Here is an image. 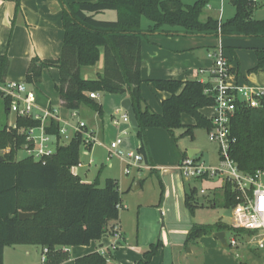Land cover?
Listing matches in <instances>:
<instances>
[{
	"label": "trees",
	"instance_id": "obj_1",
	"mask_svg": "<svg viewBox=\"0 0 264 264\" xmlns=\"http://www.w3.org/2000/svg\"><path fill=\"white\" fill-rule=\"evenodd\" d=\"M14 1L18 10L21 0ZM208 3L209 0L193 3L182 0H83L67 3L62 16L65 37L60 57L32 58L26 81L29 85H36L41 82L44 69L57 67L59 82L56 88L62 106L78 111L86 105L99 115L103 114L102 106L89 96L90 92L128 94L140 126L136 133L141 141L138 151L148 162L146 130L162 128L173 134L175 129L186 127L185 135H193L197 127L209 130L212 122L202 109L215 103V94L206 91L212 86L210 82L198 79H153L148 80L153 88L168 91L171 95L161 101L160 113L147 104L143 106V18L151 21L147 28L149 33L168 26L180 28L188 34L264 36V18L254 17L259 4L255 6L252 0H231L235 7L232 17L220 20L209 16L203 20L201 16ZM104 11H115L116 19L96 17ZM102 55L104 72L95 79L83 78L82 67L97 64ZM257 56L258 63L253 71L264 67V49H258ZM8 68L7 53L0 54V85L6 81ZM0 97L9 110L10 98L1 90ZM185 113L195 119L194 124L183 123ZM40 123L33 117H18L17 128L9 129L7 125L0 129V150L10 149L1 154L0 161V264H3L4 247L13 244L42 245L47 249L44 263L61 264L70 257L64 247L89 245L93 240H100L108 231L109 222L119 218L122 196L117 179L107 178L104 185H100L99 178L84 182L72 171L81 160L82 133H76L68 144L59 145L45 160L27 155L15 160V153L26 141L19 128L39 126ZM48 123L46 133L59 135L60 121L50 118ZM231 133L235 142L231 145L230 155L240 170L248 174L264 170V101L258 108H238L231 120ZM198 194L196 187L186 192L185 205L191 213L202 206ZM238 202L237 192L230 182L225 181L220 199L211 205L229 209ZM21 211L34 212V215L20 220ZM228 230L248 236L254 233L221 221L196 224L188 232L186 243ZM162 247L160 239L151 243L143 258L135 264H150ZM75 264L113 263L99 252H93L77 258ZM239 264L249 263L241 260Z\"/></svg>",
	"mask_w": 264,
	"mask_h": 264
},
{
	"label": "crops",
	"instance_id": "obj_2",
	"mask_svg": "<svg viewBox=\"0 0 264 264\" xmlns=\"http://www.w3.org/2000/svg\"><path fill=\"white\" fill-rule=\"evenodd\" d=\"M75 1L83 0H21L20 8L17 10L16 2L14 0H0V54L7 53L9 57V68L6 81L16 80L27 82V70L32 58L34 57H39L41 59H57L60 57L65 37L62 19L63 11L66 8L67 3ZM226 1H229L231 3V0H209V3L205 7L204 13L202 14L201 18L203 20H206L209 16H212L217 19H225L223 17V13ZM259 7L260 5L256 7L254 11V17ZM234 14L235 9L233 15ZM233 15H231V17ZM96 17L99 19L114 20L116 19L117 14L114 11H104L102 13L96 14ZM149 25H143L141 30V75L144 80L141 85V92L145 100L143 106L147 104L152 110L160 113L162 111L161 101L170 97L171 95L168 91L153 88L152 84L149 83L148 80L198 79L202 82H211L212 77L210 69L214 65L213 53L217 50V48L221 47L224 55L226 56L224 50L225 45L230 47L233 52L240 58L237 67L233 64L230 58L226 56L233 68L234 77L231 81L236 84L264 86V67L257 72H249V69L255 66L256 63H258V56L254 53L257 52L258 49H264V38H259V40H255L254 43L246 42V44H248L247 46H250V48H254V51L246 54L247 56H242L237 54V51L239 50L235 51V49L238 47L239 49L242 48L239 45L241 43L240 41H250V37L255 36L231 35L227 36V38L224 39V37L222 36L209 35L205 33L188 34L180 28L168 26L164 27L162 30L149 33L147 31ZM245 58L247 59V61H245ZM84 68H95V70L89 72L88 75L84 76L86 79H95L99 77V75L104 72L103 55L97 62V64L93 66L82 67L81 73ZM58 82L59 69L57 67H50L43 70L42 80L40 83L36 85H29L33 89H37L38 86H41V88L43 89L42 95L36 91V93H38L36 111L40 112L41 110L49 107H56L59 109L60 114L64 120L73 123L71 118V111L62 106V101L56 88V84ZM97 95L98 96L97 98H95V100L102 106V115H99L97 111H94V116H91V114L87 112L88 110H90V108L86 105H82L78 110V113L79 116H82V120L86 122L88 129H90L96 135V137L101 141L102 144H97L93 147L94 154L92 150V155L95 159V163L93 165H85L78 168L77 173L84 182H92L96 178H99L100 185H104L107 178H115L119 183V190H121L120 175L116 176L108 173L104 180L101 176L104 167L107 166L108 169H112V167L114 168L116 164L112 163V167L108 165L105 166V163L101 158L98 166L96 160L100 158V149H106V146L109 144V142L117 135H119L121 129L126 126L125 124L117 125L114 123V120L119 118L118 110L122 109V100L129 96L128 94H113L103 91L97 92ZM62 108L66 109L67 112L64 113L62 111ZM210 108L211 107L208 106L202 109V112L208 118L214 115V112L212 114H209L207 112V110ZM86 115L89 116L88 119H84V116ZM15 120L16 116H14L13 120L10 119L8 124H13ZM183 122L185 123L184 120ZM154 129L159 128H148L146 130V135L149 136V138L150 136H153L155 133H157L154 132L156 131ZM125 145L127 148L138 150L141 145V141L138 136H135V138H133L129 134L125 137ZM153 149L154 148H152V146L151 148L149 146V161H146L150 164L151 160L152 164L150 165L153 166L151 169L152 173L153 171L155 173H159L158 171L163 170L165 171L163 172L164 174H170L171 182H173V171L167 172V170L170 169L169 167L166 168L164 166L158 165L157 162H160V159H158L157 151H153ZM8 151L9 149L0 150V156L1 154H4ZM187 155L189 154L187 153ZM183 158L184 153L182 159ZM81 160L87 163L89 160V156L81 155ZM118 162H120V167L124 169V166L126 164L120 159ZM174 170L179 169L176 166V169ZM197 179L210 184L208 186L209 188L207 187V189H198L197 186H193L198 189L199 197L204 198V203L202 205L205 204L207 200L206 197L210 194L211 188L223 189L224 186L223 181L221 183H218L215 181V178H208L206 180L203 178ZM160 186V201L157 206L161 208V215L166 216L168 221L173 224V228L170 230L167 229L168 231L165 232L163 228H166V223H163L162 229L158 233V239L163 242V247L159 250V253L156 256H158L161 252L162 254H164L165 247H167L168 244L171 243V236L169 231L172 234L176 232L182 234L186 242L188 232L194 225H196L194 224L191 226L188 223H183L184 218L186 219L188 217L183 208H187L185 205V195L188 190L183 189V191L181 192L180 186L177 185L175 189L174 186H172L171 188L168 182H163L162 179H160ZM191 188L192 187H190V189ZM202 189L206 191L205 195H201ZM171 204L172 208L174 204L177 219L181 220V222L178 221L177 224L173 222V216L170 215V212L172 211ZM200 206L201 205H199L197 208H199ZM226 210L227 209L222 208V211L224 212L223 217L220 216L217 221L230 224L231 222L229 223V221L226 220V217L231 218V216L225 215ZM190 214L192 216H195L194 213L190 212ZM115 226L119 227L122 234V239L118 241L119 245L116 249L110 250L111 258L109 262L113 264H135L136 261L142 259L143 253L149 248L148 245L141 244L138 241L136 244L129 242L130 237L128 236V234H125L124 230V227H126V225L123 224V221L119 214V218L117 220L109 222L108 231L104 233L103 237L100 240H93L89 245L64 247L65 250H68L70 257L61 264H75L77 258L93 252H98L101 246L105 247L110 244V242L115 241L116 239L113 236V229ZM215 233L216 232L211 235L215 236ZM211 235L202 236L193 243L199 244V240L203 241L204 238ZM153 236L154 237L152 238H154V241L151 243H155L158 240L155 233L153 234ZM217 241L216 246L221 247V245L218 244L220 243L219 240ZM38 246H41L43 250L46 249V247L37 244H13L5 246L3 254V264H6L7 249L15 256L21 251V247H26L22 249V251H24L26 255H29L33 251V249H38ZM155 257L153 258V260L155 259ZM247 257L248 260H250L249 257L254 260L257 258L255 253L247 255ZM261 257L264 262V254H262ZM153 260L151 261V263L153 262ZM240 261L241 259H239L237 263L239 264ZM242 261L248 262L249 264H262L257 263L258 261H255L256 263L246 260ZM13 262L14 264H16L15 260Z\"/></svg>",
	"mask_w": 264,
	"mask_h": 264
},
{
	"label": "rangeland",
	"instance_id": "obj_3",
	"mask_svg": "<svg viewBox=\"0 0 264 264\" xmlns=\"http://www.w3.org/2000/svg\"><path fill=\"white\" fill-rule=\"evenodd\" d=\"M183 1L187 3H193L195 0ZM259 5L260 7L255 13V18L261 19L264 18V0ZM234 9L235 7L232 5V3L226 1L223 17L225 19L230 18L231 15H233ZM150 23L151 21L149 19L145 17L143 18L142 26L149 25ZM225 38L227 37H224V39ZM259 38L264 37H250V41H240L241 43L239 45L242 48L239 49L238 47L235 49V51L239 50L237 51V54L247 56L246 54H248L249 52H253L254 48H250V46H247L248 44H246V42L254 43L255 40H259ZM224 50L226 56H228L233 64L238 67L240 58L233 52L230 47L226 45ZM254 54L257 55V52H255ZM245 61H247L246 58ZM256 65L257 63L255 64V66ZM255 66L250 68L249 72H257L252 70ZM93 70H95V68H84L81 74L84 77ZM42 90L43 89L41 88V86H38L37 89L34 88L36 94V102L37 94L39 93L42 95ZM36 91L38 93H36ZM209 107L211 108L208 109L207 112L209 114H212L215 111L214 107ZM62 111L64 113L67 112V110L64 108H62ZM94 111L95 110L90 108V110H88L87 112L90 113L91 116H94ZM14 116L15 115L13 113H10V111L7 109L5 100L0 97V129L9 125V120H13ZM81 117L82 116L80 115L79 119H82ZM88 118V115L84 116V119ZM182 118H184L182 119V121L184 120L185 123H183L186 125L195 123V119L189 114H183ZM77 121L78 118H72L73 123H76ZM154 130H156L154 132L157 133H155L153 136H150V138L146 135L148 148L149 146L150 148L152 146V148H154L153 151H157L158 159H160V162L156 161L158 165L164 166L166 168L169 167L170 169H168L167 172L173 171V182H171L170 174H164L163 172L165 171L163 170L158 171L159 173H155L154 171L152 173L151 169L138 170L137 167L130 166L129 171H127L126 165L124 166V169H122L119 164L120 162H118V158H113L110 162L106 160L108 154L106 149H100V153L98 152L100 158L96 160L98 166L101 158L103 159L105 166L108 165L112 167V163L116 164L114 168L112 167V169H108L107 166L103 168L101 173L102 179L104 180L108 173L116 176H121L120 192L123 201L120 207V216L123 224L126 225V227H124L125 234H128V236L130 237L129 242L136 244L138 241L141 244L148 245V247L150 246L149 244L154 241V238H152L154 237V233L156 235V238L158 239V233L161 231L163 223H166V228H163L165 232L173 228V224L168 221L166 216L161 215V208L157 206L160 201V179H162L163 182H168L171 188L172 186H174L175 189L176 185L180 186L181 192L183 191V189L189 190L190 187L193 186H197L198 189H207V187L210 185L209 183L203 182L194 177H185L180 170H174L176 169V166L180 164L183 153H188V149L190 148H198L200 150V152L195 155V158H197L201 162H204L206 165H219V146L217 143L212 142L209 139V134L206 128H195L193 131V135L184 134L186 127L175 129L173 134L162 128ZM70 131L72 130L70 129ZM129 134L133 138L137 136L136 133L132 131V129L129 131ZM83 155L84 154L82 152V156ZM25 156L26 152L23 150V148H20L15 153V160L22 159ZM150 164H152L151 160ZM177 173L179 174V177ZM209 178H215V181L218 183H221L222 181L223 183H225V180L221 177ZM203 179L206 180L208 179V177H204ZM138 181L142 182V186L136 189L135 186ZM210 191V194L206 197L207 200L205 204L195 209V216H192L189 210L183 207L188 216V219L184 218L183 223H188L191 226L194 224H212L216 222L220 216L223 217L224 212L222 211V208L219 206L211 205L212 202H217L220 199L223 189L211 188ZM171 209L172 211L170 212V215L173 216V222L175 224H177L178 221L181 222L180 219H177L174 204L173 208L171 204ZM226 220L229 221V223L231 222V218L226 217ZM251 232L255 233V231ZM169 233L171 236V243H169L168 246L165 247L164 254H162L161 252L150 264H238L237 262L239 261V259L251 261L253 263H256L255 261H258L257 263L264 264L263 260L261 259L262 254H264V249L260 250L251 245L248 246L246 241L250 239V237H248L247 234H237L232 230H228L226 231L227 240L230 241V239L234 237L238 241L239 245L237 247H223L221 243H218L219 245H221L220 247L216 246L218 239L214 235L204 238L203 241L199 240L198 244L193 242L186 243L184 236L177 232L172 234L169 231ZM245 233H247V231ZM21 248L24 249L26 247ZM22 249L15 256L7 249L6 264H14V260L16 264H45L43 262V257L46 256V253L45 249L43 250L41 246H38V249L36 248V250L33 249V251L29 255H26V253L22 251ZM253 253L256 254L257 258L254 260L249 257L250 260H248L247 255Z\"/></svg>",
	"mask_w": 264,
	"mask_h": 264
},
{
	"label": "built area",
	"instance_id": "obj_4",
	"mask_svg": "<svg viewBox=\"0 0 264 264\" xmlns=\"http://www.w3.org/2000/svg\"><path fill=\"white\" fill-rule=\"evenodd\" d=\"M263 0H252L254 5H258ZM214 65L210 69L212 81L206 91L215 94L214 115L210 117L212 127L207 130L209 139L219 146L218 156L219 165L211 166L201 162L195 155L185 156L177 168L185 177H221L232 184L233 189L237 192L239 202L232 207V216L230 225L234 228H244L255 231L249 235L250 239L246 241L247 245L264 249V170L259 169L254 174L243 172L237 163L231 158L230 148L235 142V137L231 133V120L240 107L258 108L264 101V86L251 84L233 83V68L224 55L221 47L213 53ZM0 90L5 97L11 100L10 113L16 116L13 124L8 128H17L18 117H33L41 121L39 126L22 127L19 132L25 134L26 141L21 148L27 156L36 160H45L46 157L55 153L59 145L68 144L76 133H82L84 138L83 154L89 156L88 162L82 160L72 167L75 175H78L77 169L85 165H92L95 159L92 155V149L95 145H101V141L87 127L82 119H79L77 110L71 111V118H78L76 123H70L64 120L60 111L56 107H49L36 111V94L34 89L27 82L7 80L0 85ZM91 98H97V92H90ZM119 118L114 120L117 125L125 124L120 134L112 139L106 146L108 152L106 160L110 162L113 158H118L126 164V170L130 166L140 169H152L149 163L145 161L144 155L135 149L125 147V137L129 135L131 126L127 112L122 108L118 110ZM117 115V113H116ZM50 118L60 121L61 126L59 135L46 133L45 127L49 124ZM70 129L72 131H70ZM9 149V148H7ZM10 150V149H9ZM206 191L201 190V195ZM121 207V205H120ZM115 241L110 242L107 246H101L98 252L102 254L109 262L111 255L110 250L116 249L118 241L122 239V234L118 226L113 229ZM229 246L237 247L238 241L232 237L228 241ZM47 249H45V253ZM46 256L43 257L45 262Z\"/></svg>",
	"mask_w": 264,
	"mask_h": 264
},
{
	"label": "water",
	"instance_id": "obj_5",
	"mask_svg": "<svg viewBox=\"0 0 264 264\" xmlns=\"http://www.w3.org/2000/svg\"><path fill=\"white\" fill-rule=\"evenodd\" d=\"M121 106L128 114L129 124L131 126L132 131L135 133H138L140 130V126H139V122H138L137 115L135 112V108H134V105H133L131 98L130 97L124 98L121 102ZM198 152H199L198 149H193V148L188 149V154L190 156L196 155ZM1 160H2V156H0V161ZM140 186H141V182L138 181L136 183L135 188L136 189L140 188ZM200 203L201 204L204 203L203 197H200ZM33 215H34V212H23V211H21V212H19L18 217L20 220H24L26 218L33 217ZM225 215L232 216V207L226 210ZM215 236L218 238L219 242L221 243V245L223 247L229 246L225 231L216 232Z\"/></svg>",
	"mask_w": 264,
	"mask_h": 264
}]
</instances>
